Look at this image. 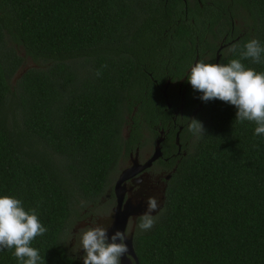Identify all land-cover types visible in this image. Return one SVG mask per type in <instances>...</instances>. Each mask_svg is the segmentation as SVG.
<instances>
[{"label": "trees", "instance_id": "16d2710c", "mask_svg": "<svg viewBox=\"0 0 264 264\" xmlns=\"http://www.w3.org/2000/svg\"><path fill=\"white\" fill-rule=\"evenodd\" d=\"M228 4L241 27L224 64L253 38L264 44V0ZM224 7L204 1L177 20L182 0H0V196L37 209L47 232L32 246L46 264H80L64 240L69 219L102 194L130 141L124 126L130 136L173 129L151 77L184 76L194 52L210 46L207 35L230 26ZM27 58L33 64L11 81ZM242 62L264 72V62ZM201 95L187 85L176 120L185 153L175 162L164 152L163 167L174 170L154 226L137 224L136 256L139 264H264V135L235 121V106ZM189 118L204 135L188 131ZM13 251L0 250V264H19Z\"/></svg>", "mask_w": 264, "mask_h": 264}, {"label": "clouds", "instance_id": "9594fccd", "mask_svg": "<svg viewBox=\"0 0 264 264\" xmlns=\"http://www.w3.org/2000/svg\"><path fill=\"white\" fill-rule=\"evenodd\" d=\"M249 59L254 63L264 62V44L258 39L247 41L239 58L227 64L200 60L191 66L187 80L193 90L202 94L199 97L202 101L218 99L235 106V121L253 122L255 135L259 136L264 135V72L246 67L242 61ZM188 131L197 137L206 132L203 123L196 118H189ZM157 208V198L149 197L148 210L139 218L140 230L147 231L154 226L152 212ZM113 223L104 225L93 221L79 233L85 252L83 264H121V258L128 253L125 243L128 237L126 232L117 230L109 240ZM46 232L36 208H26L14 195L0 196V250L13 249L19 264H46L40 250L32 246L33 241Z\"/></svg>", "mask_w": 264, "mask_h": 264}, {"label": "flooded vegetation", "instance_id": "af4514ba", "mask_svg": "<svg viewBox=\"0 0 264 264\" xmlns=\"http://www.w3.org/2000/svg\"><path fill=\"white\" fill-rule=\"evenodd\" d=\"M206 4L215 6L217 2L225 3V7L221 8V19H229L230 26H226L223 32L216 33V36L208 34L207 38L209 39V47L204 48L200 53L198 51L194 52V62L198 60L199 57L202 60L210 63H215L217 58L220 60L223 53L232 46L233 42L237 39L239 35V29L241 27V22L229 14V4L232 0H182V8H178V14H175L177 20L188 19L189 15H193L197 12L196 6H203V2ZM191 20V18H190ZM240 26V27H239ZM216 27H214L215 29ZM213 49H210V48ZM193 63L191 66H193ZM191 66L185 71L186 74L189 73ZM186 74L182 77H177L173 74L169 75L165 81L157 82L156 79L151 77L154 82V85L159 92L164 101L171 104V122L173 123V129L165 128H155V132L152 133L146 128H142L140 133H135L133 136H130V131L127 126H124L122 129L123 137L129 141L125 143L122 147L121 156L118 160L116 170L111 174V177L106 184L102 194L93 202H88L85 206H82L78 212L72 215L74 219V227L71 228V242L69 244L70 251L69 254L76 258L80 264H83V253L80 243L79 233L84 230L86 227L91 226L93 221H96L100 224L107 225L114 222V209L117 205V194H116V182L120 177L121 173L128 168H132L131 171H128L127 178L123 180L117 187V192L119 196L123 197V202L128 200L131 204H140L141 211L148 210V199L149 197H156L158 200L157 210L152 212V215L155 216L163 207V202L165 199V189L166 184L169 179H166V175L170 174L174 170V167L170 170L165 169L161 163L163 160H167V157L164 155L165 150L169 153L174 161H178L181 155L185 153L182 148V142L180 139V132L182 130L181 125L176 124L177 118H181L184 114V101L186 97V87L189 84L186 82ZM168 82L166 87V95L164 92V84ZM167 98V101H166ZM171 102H178V104L172 105ZM168 108V107H167ZM199 107L197 106L194 110L192 109L191 115L193 112H196ZM134 113V112H133ZM132 113V114H133ZM181 127L178 134V142L176 141V133ZM172 132H171V131ZM163 131L162 134L160 132ZM194 136V135H193ZM162 137L161 145V157L155 159L151 165L147 168L142 169L143 165L154 153L157 140ZM191 141V140H189ZM189 141H186L185 144H188ZM151 143V144H150ZM149 144V145H148ZM147 145V147H146ZM149 147V148H148ZM148 148V149H147ZM147 149V150H146ZM170 178V177H169ZM146 184L150 186L151 193H146ZM145 214V213H144ZM138 215L135 219L132 217L129 218L128 223H131V227L126 226V234L128 235L132 232L133 236L136 230V226L139 218L142 216ZM114 224V223H113ZM109 228L108 235L111 236L114 234V229ZM77 242L78 255L72 250L74 248V243Z\"/></svg>", "mask_w": 264, "mask_h": 264}, {"label": "water", "instance_id": "95a60500", "mask_svg": "<svg viewBox=\"0 0 264 264\" xmlns=\"http://www.w3.org/2000/svg\"><path fill=\"white\" fill-rule=\"evenodd\" d=\"M215 63H218V58H217ZM194 64H195V62H194ZM167 85H168V82L164 84V92H163L164 95H166L165 90H166ZM166 101H167V98H166ZM167 107L168 108L171 107V104L169 102H167ZM180 129H181V127H179V129L176 133V141L177 142H178V137H179L178 134H179ZM162 133H163V131L160 132V134H162ZM161 141H162V137H160L157 140L153 155L143 165H141L142 169L149 167L155 159L161 157V155H162L161 145H160ZM131 170H132V168H128L125 171H123L121 173L120 177L118 178L117 182H116L115 189H116V194H117V205H116V208L114 209L115 214H114V224H113V229L115 232L117 230L125 232L126 226H127V223H128V220L130 217L135 219L138 215H141V214H144L147 212V211H143V212L141 211L142 206L140 204L134 205V204H131V202H128V200L123 202V197L119 196V194L117 192L118 185L123 180H125V178H127V176H128L127 172L131 171ZM169 177H170V174H167L165 178L169 179ZM163 204H164V202H163ZM127 237L128 238L126 239L125 243L127 244V247H128V253L125 254L121 258V264H139L138 258L136 256V253H135V250L133 247V234H132V232H130L127 235ZM109 240H110V236H109ZM117 242H119V241H117Z\"/></svg>", "mask_w": 264, "mask_h": 264}, {"label": "rangeland", "instance_id": "374dc122", "mask_svg": "<svg viewBox=\"0 0 264 264\" xmlns=\"http://www.w3.org/2000/svg\"><path fill=\"white\" fill-rule=\"evenodd\" d=\"M33 63H32V60H30L29 58H27L26 60H25V62L18 68V70L15 72V74L12 76V78H11V81H15L16 79H17V76H19L20 74H21V72L26 68V67H28V66H30V65H32ZM151 144V143H150ZM149 145V144H148ZM146 147H147V145H146ZM149 148V147H148ZM147 148V149H148ZM146 149V150H147ZM145 191H146V193H151V190H150V186L149 185H147L146 184V189H145ZM87 204V203H86ZM85 203H82L80 206H79V208H82V206H85L86 205ZM76 207H78V206H76ZM74 217H71L70 219H69V225H68V227H67V230H66V232H65V234H64V240H65V243H66V245L68 246V251H70V247H69V244H70V242H71V234H70V230H71V228L72 227H74L75 225L73 224L74 223ZM138 224V223H137ZM128 227H131V223H128ZM137 227V226H136ZM77 242H75L74 243V248H72V250L78 255V249H77ZM83 255H85V253H83Z\"/></svg>", "mask_w": 264, "mask_h": 264}]
</instances>
